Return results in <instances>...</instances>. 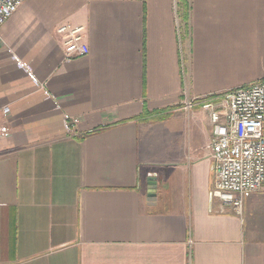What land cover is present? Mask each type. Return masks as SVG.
I'll return each instance as SVG.
<instances>
[{"label":"crops","instance_id":"obj_1","mask_svg":"<svg viewBox=\"0 0 264 264\" xmlns=\"http://www.w3.org/2000/svg\"><path fill=\"white\" fill-rule=\"evenodd\" d=\"M260 79L264 0L24 1L0 27V264H264V193L213 196L201 105Z\"/></svg>","mask_w":264,"mask_h":264},{"label":"built area","instance_id":"obj_2","mask_svg":"<svg viewBox=\"0 0 264 264\" xmlns=\"http://www.w3.org/2000/svg\"><path fill=\"white\" fill-rule=\"evenodd\" d=\"M26 0H0V27ZM63 36L65 59L71 60L89 54L86 26L63 23L58 27ZM17 65L27 71L40 85L47 99L51 93L39 83L32 67L13 56ZM197 101L186 102L191 109ZM201 105L210 110L212 138L210 157L213 161L215 183L213 196L224 206L242 214L245 201L256 193H264V79L226 91L219 101L203 99ZM5 117L9 106L2 109ZM78 118L64 115V126L71 131ZM10 134V127L0 126V137Z\"/></svg>","mask_w":264,"mask_h":264},{"label":"water","instance_id":"obj_3","mask_svg":"<svg viewBox=\"0 0 264 264\" xmlns=\"http://www.w3.org/2000/svg\"><path fill=\"white\" fill-rule=\"evenodd\" d=\"M148 194L150 199H154L156 196V184L154 179H150Z\"/></svg>","mask_w":264,"mask_h":264},{"label":"trees","instance_id":"obj_4","mask_svg":"<svg viewBox=\"0 0 264 264\" xmlns=\"http://www.w3.org/2000/svg\"><path fill=\"white\" fill-rule=\"evenodd\" d=\"M185 20L187 21V19H188V15H187V12H185Z\"/></svg>","mask_w":264,"mask_h":264}]
</instances>
